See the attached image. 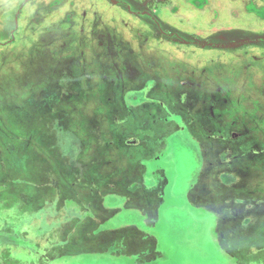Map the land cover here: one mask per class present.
<instances>
[{
  "label": "rangeland",
  "instance_id": "obj_1",
  "mask_svg": "<svg viewBox=\"0 0 264 264\" xmlns=\"http://www.w3.org/2000/svg\"><path fill=\"white\" fill-rule=\"evenodd\" d=\"M165 262L264 264V0H0V264Z\"/></svg>",
  "mask_w": 264,
  "mask_h": 264
},
{
  "label": "crops",
  "instance_id": "obj_2",
  "mask_svg": "<svg viewBox=\"0 0 264 264\" xmlns=\"http://www.w3.org/2000/svg\"><path fill=\"white\" fill-rule=\"evenodd\" d=\"M146 169V168H145ZM13 181H15V180H13ZM68 205V206H67ZM67 205H65L67 208H68V210H71V213H69V215H70V217H75L76 215H74L73 214V211H72V209L75 207V205L74 204H72L70 201L68 202V204ZM76 214V213H75ZM69 215H68V217L64 220V222H70V217H69ZM67 216V215H66ZM248 220V219H247ZM251 220V219H250ZM156 240V239H155ZM13 242V241H12ZM161 246H162V244H161ZM221 257H224V255H222ZM172 261V260H171ZM147 264H149V263H147ZM165 264H167L166 262H165ZM170 264H175V262H170Z\"/></svg>",
  "mask_w": 264,
  "mask_h": 264
}]
</instances>
